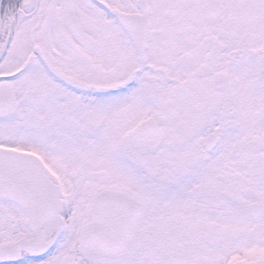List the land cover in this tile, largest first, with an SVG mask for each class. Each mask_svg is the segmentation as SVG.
Wrapping results in <instances>:
<instances>
[{
	"label": "snow or ice",
	"instance_id": "1",
	"mask_svg": "<svg viewBox=\"0 0 264 264\" xmlns=\"http://www.w3.org/2000/svg\"><path fill=\"white\" fill-rule=\"evenodd\" d=\"M0 264H264V0H0Z\"/></svg>",
	"mask_w": 264,
	"mask_h": 264
}]
</instances>
